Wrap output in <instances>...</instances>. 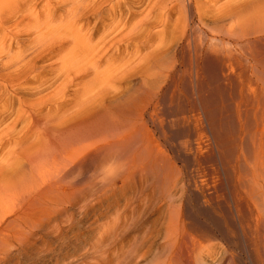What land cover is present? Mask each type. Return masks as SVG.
Listing matches in <instances>:
<instances>
[{
	"label": "bare ground",
	"instance_id": "6f19581e",
	"mask_svg": "<svg viewBox=\"0 0 264 264\" xmlns=\"http://www.w3.org/2000/svg\"><path fill=\"white\" fill-rule=\"evenodd\" d=\"M127 185L170 199L173 258L199 263L189 201L215 217L225 190L264 240V0H0V264Z\"/></svg>",
	"mask_w": 264,
	"mask_h": 264
},
{
	"label": "rangeland",
	"instance_id": "374dc122",
	"mask_svg": "<svg viewBox=\"0 0 264 264\" xmlns=\"http://www.w3.org/2000/svg\"><path fill=\"white\" fill-rule=\"evenodd\" d=\"M39 17L43 19L42 15ZM130 81L132 86L138 83L139 78L134 76ZM85 178L86 173L78 176V180ZM118 185H121V181H118ZM127 186L122 190L107 189L104 197L98 194L91 200L82 199L73 204L66 200L58 202L56 211L51 212L48 218L42 217L45 221L42 220L40 226L28 228L30 236L24 249L19 243H12L11 261L14 264H18V261L19 264H191L188 257L182 260L173 258L175 252L170 244L173 241L168 238L167 226L170 199L154 195L152 189L146 190L140 198L141 193L135 185ZM180 193L178 191L175 198ZM224 193L226 195L222 193L219 197L221 207L216 209L215 217L202 213L195 201H189L191 210L195 208L192 212L195 210L193 213L198 225L202 222L203 226L208 224V229L212 226L214 236L199 233L201 238L204 237L201 239V259L196 264H264V240L260 239L259 231H255V223L252 220L247 222V217L235 215L236 222L231 224L226 219L228 211L223 206V195L227 199L230 195L227 190ZM149 197H154V200ZM181 205L184 214L187 208L184 203ZM185 217H182L180 224L189 229V225H185ZM249 224L251 229L248 228ZM225 226L230 230L232 238L223 234ZM261 233L264 234V228Z\"/></svg>",
	"mask_w": 264,
	"mask_h": 264
}]
</instances>
